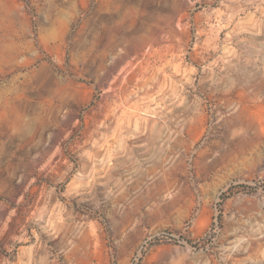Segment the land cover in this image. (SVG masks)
<instances>
[{
	"label": "rangeland",
	"instance_id": "obj_1",
	"mask_svg": "<svg viewBox=\"0 0 264 264\" xmlns=\"http://www.w3.org/2000/svg\"><path fill=\"white\" fill-rule=\"evenodd\" d=\"M0 264H264V0H0Z\"/></svg>",
	"mask_w": 264,
	"mask_h": 264
}]
</instances>
